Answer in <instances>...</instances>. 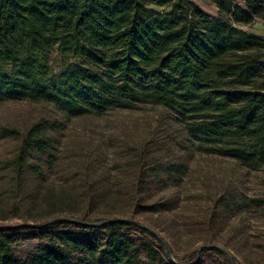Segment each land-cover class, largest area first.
Here are the masks:
<instances>
[{
    "label": "trees",
    "instance_id": "trees-1",
    "mask_svg": "<svg viewBox=\"0 0 264 264\" xmlns=\"http://www.w3.org/2000/svg\"><path fill=\"white\" fill-rule=\"evenodd\" d=\"M199 1L218 16L194 0H0V103L52 104L65 120L159 105L194 150L249 170L264 167V37L240 28L264 20V0ZM57 60L64 67L55 74ZM57 129L41 120L23 131L0 130V139L16 143L0 164L3 197L17 216L26 179L45 181L57 160ZM149 172L138 178L136 193L176 185L185 166L158 164ZM245 205L264 211V200ZM135 207L168 208L139 201ZM62 218L87 225L0 226V264H232L214 246L199 259H170L158 237L135 221Z\"/></svg>",
    "mask_w": 264,
    "mask_h": 264
},
{
    "label": "rangeland",
    "instance_id": "rangeland-1",
    "mask_svg": "<svg viewBox=\"0 0 264 264\" xmlns=\"http://www.w3.org/2000/svg\"><path fill=\"white\" fill-rule=\"evenodd\" d=\"M194 1L218 16L214 7ZM240 28L264 37V20ZM63 67L55 61V74ZM41 120L58 124L53 133L57 160L45 181L24 182L20 216L5 203L6 172L0 164V226L34 225L64 216L121 218L155 231L172 259L185 260L201 246H214L235 264H264V211L245 205L264 200V167L249 170L233 159L194 150L183 127L159 105L138 104L65 120L52 104L0 103V130L23 131ZM15 147V142L0 139V163L13 156ZM177 163L185 166V173L176 185H151L136 193L141 174L158 164ZM135 201L168 208L139 211Z\"/></svg>",
    "mask_w": 264,
    "mask_h": 264
},
{
    "label": "water",
    "instance_id": "water-1",
    "mask_svg": "<svg viewBox=\"0 0 264 264\" xmlns=\"http://www.w3.org/2000/svg\"><path fill=\"white\" fill-rule=\"evenodd\" d=\"M56 220H67V221H70L74 224H78V223H81L82 225H87V223H84V222H80L78 220H68V219H65V218H56V219H53L51 221H48L46 222V224H50L52 223L53 221H56ZM124 221H127L125 219H121V218H116V219H108L106 221L103 222V224H109V223H114V222H124ZM144 229L148 230L152 235H155L156 237H158V235L156 234L155 231H153L152 229L148 228L147 226H142ZM158 239L162 242V244L164 245L165 249H166V253L167 255L169 256L170 259H172V256H171V253H170V250L168 248V246L166 245V243H164L162 241L161 238L158 237ZM204 248V246H201L200 249L198 250V254H197V259L200 258V253H201V250ZM232 264H235L234 261L232 260Z\"/></svg>",
    "mask_w": 264,
    "mask_h": 264
}]
</instances>
